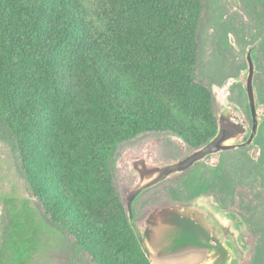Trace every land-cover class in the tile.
Instances as JSON below:
<instances>
[{"label": "trees", "instance_id": "obj_1", "mask_svg": "<svg viewBox=\"0 0 264 264\" xmlns=\"http://www.w3.org/2000/svg\"><path fill=\"white\" fill-rule=\"evenodd\" d=\"M206 5L0 0V139L52 222L70 231L73 204L87 218L79 194L89 180L86 192L97 184L99 198L121 200L112 183L119 143L155 129L199 147L218 134L214 95L196 74ZM126 209L125 243L101 232L105 264H130L133 231L142 247Z\"/></svg>", "mask_w": 264, "mask_h": 264}, {"label": "rangeland", "instance_id": "obj_2", "mask_svg": "<svg viewBox=\"0 0 264 264\" xmlns=\"http://www.w3.org/2000/svg\"><path fill=\"white\" fill-rule=\"evenodd\" d=\"M206 2L197 78L214 95L218 123L225 114L244 124L246 132L237 141L245 143L253 124L246 91L251 49L259 127L249 145L210 154L187 171L144 190L136 211L143 221L156 209H190L230 249L227 264H264V0ZM199 147L171 131L155 129L119 143L112 183L121 200L111 192L99 198L94 191L97 184L86 192L92 183L86 180L79 195L91 208L83 218L81 208L73 204L68 231L45 213L44 201L23 175L18 154L0 139V264L108 263L101 232L105 233V226L112 239L124 242L129 219L126 195L141 179L137 164L165 165ZM130 235L127 244L133 246L126 253L130 264H151L134 231ZM124 260L119 258L123 264Z\"/></svg>", "mask_w": 264, "mask_h": 264}, {"label": "water", "instance_id": "obj_3", "mask_svg": "<svg viewBox=\"0 0 264 264\" xmlns=\"http://www.w3.org/2000/svg\"><path fill=\"white\" fill-rule=\"evenodd\" d=\"M252 50L248 52L250 65L246 76V91L252 115V133L245 143H239L246 132L244 124L234 121L228 115H222L219 121V132L209 142L195 149L179 160L165 165L150 163L137 164L141 174L140 182L126 195V203L133 218L134 201L146 189L167 178L187 171L194 164L210 154L249 145L259 127V112L254 87L255 64ZM145 232L137 228L144 251L151 264H227L230 249L217 236L204 220L190 209L178 206L156 209L146 220Z\"/></svg>", "mask_w": 264, "mask_h": 264}, {"label": "flooded vegetation", "instance_id": "obj_4", "mask_svg": "<svg viewBox=\"0 0 264 264\" xmlns=\"http://www.w3.org/2000/svg\"><path fill=\"white\" fill-rule=\"evenodd\" d=\"M144 192V191H143ZM142 192V193H143ZM141 193V194H142ZM140 194V195H141ZM140 195L138 196V198L140 197ZM138 198L134 201V204H133V208H134V213H133V218H131V214H130V219L133 221L132 224L134 226V228L136 229V233H137V228H139L141 230V232H145V229H146V219H144L143 221H141L138 217V214H137V211H136V203L138 201ZM138 235V234H137ZM139 239H140V242H141V236H139ZM143 247V246H142ZM147 254V253H146ZM148 256V254H147ZM149 258V257H148ZM151 263V262H150Z\"/></svg>", "mask_w": 264, "mask_h": 264}]
</instances>
